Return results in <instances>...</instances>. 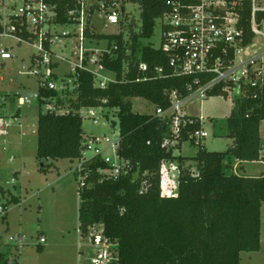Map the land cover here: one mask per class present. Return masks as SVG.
I'll return each mask as SVG.
<instances>
[{"label":"trees","instance_id":"16d2710c","mask_svg":"<svg viewBox=\"0 0 264 264\" xmlns=\"http://www.w3.org/2000/svg\"><path fill=\"white\" fill-rule=\"evenodd\" d=\"M47 1L55 5V21L61 25L74 23L70 12L79 10L82 4V0ZM101 1L105 4L103 8ZM115 1L95 0L88 12L90 16L96 9L108 13ZM122 1L138 3L141 8L139 30H134L132 25L127 28L130 41L125 40L123 32L91 33L90 18L85 28L87 37L108 40L109 51L100 56V64L115 73L116 81L105 89L100 88L96 86L93 71L85 68L77 71V86L71 91L41 89V95L56 96L59 104L68 103L70 111L39 113L37 157L45 170L47 160L53 163L60 158H82L86 145L81 110L115 109L119 122L117 153L130 162L131 169L127 175L114 179L101 171L108 165L100 156L83 164L85 180L79 186L81 234L87 235L89 226L102 223L105 235L117 243L116 264H240L242 252L258 251L261 247L264 174H238L228 169V160L231 157L240 162L260 159L264 86H244L242 96L233 100L226 124L227 136L232 142L226 151H209L191 137L201 128L199 116L186 115L187 124L177 142L173 146L166 145V139H174L171 121L156 114L135 112L132 99L142 97L157 107H168L169 91L189 95L188 85L194 82L195 76L173 74L168 54L151 43L141 45L140 42L154 35L157 19L170 10L171 2ZM251 16L248 1L240 20L244 45L252 43L255 37ZM256 17L261 23L264 11L257 12ZM123 25L121 19L122 29ZM46 46L49 47L47 42ZM141 61L148 64L145 73L139 68ZM159 67L164 69L161 74L156 71ZM146 74L153 78L137 80ZM218 95L228 98L219 89L210 94ZM185 142L198 145L194 156L174 153V149H181ZM168 161L176 162L180 170L175 196L168 193L169 174L165 167ZM192 164L199 175L192 171ZM5 199L6 207L18 202V198L0 184V202ZM8 258L0 253V264H6Z\"/></svg>","mask_w":264,"mask_h":264},{"label":"rangeland","instance_id":"374dc122","mask_svg":"<svg viewBox=\"0 0 264 264\" xmlns=\"http://www.w3.org/2000/svg\"><path fill=\"white\" fill-rule=\"evenodd\" d=\"M120 2L124 8L123 12L122 9L118 11L120 22L109 24L108 13L103 9H96L89 17L91 33L123 32L125 40L130 41L127 28L132 25L134 30H139L141 8L138 3L122 0ZM93 3L95 0H87L86 9ZM121 19L124 20L122 27L125 29L120 27ZM81 26L79 23L52 26V32L56 31L55 35H58L51 46L58 62L55 63L54 70L58 75V84H62V79L71 74L75 67L74 62H78ZM261 27L264 29V23ZM160 41L161 25L157 20L154 35L149 39H140V42L141 45L151 43L158 47ZM253 41V45L246 49L245 53L259 51L264 47V35L258 34ZM3 42L14 43L11 40ZM84 47L91 52H87L88 59L94 56L96 51L108 49V40L85 37ZM34 50L35 47L31 43L23 42L14 46L15 57L6 61L1 72L3 79L0 80V112L9 127L6 128L7 134L0 136V184L6 191L13 193L18 202L9 204L7 215L0 218V253L15 259V264H91L93 259L97 258V248L90 242L89 235H82L79 229L80 184L74 172L79 160L60 158L53 160V163L47 160L44 161L47 164L46 170L43 169L37 157L36 128L39 113L47 112V106L34 97L30 103L21 106L19 111V96H28L39 89L38 76L26 73L27 67L31 65ZM87 67L92 71H100L99 74L109 78L115 77L113 71L100 69L98 64L91 61ZM132 103L133 110L137 113L155 114L157 106L145 98L135 97ZM232 109L233 98H225L223 95L202 98L194 94L188 100L184 108L186 113L189 116L204 118L203 128L207 136L202 138L200 143L207 150L226 151L232 142L226 129L227 118ZM88 113L89 108H83L81 111L85 141L92 137H107L113 143L119 141V122L115 109H104L99 115V123H94ZM262 127L264 133V123ZM99 144L104 156L114 158L109 143ZM197 148V144L187 142L181 149H174V153L194 156ZM93 153L94 150H89L88 157ZM235 163V157H231L228 160V169L237 171ZM246 167V172L241 173L245 176L264 174V163L249 161ZM13 179L16 183L9 184ZM17 235L25 236L24 245L9 241L11 236ZM41 235L46 237L45 243H39ZM240 264H264V203L261 207L260 250L242 252Z\"/></svg>","mask_w":264,"mask_h":264},{"label":"built area","instance_id":"2783aa9c","mask_svg":"<svg viewBox=\"0 0 264 264\" xmlns=\"http://www.w3.org/2000/svg\"><path fill=\"white\" fill-rule=\"evenodd\" d=\"M86 1L82 0L81 8L71 11L70 16H74V23H79L81 32L79 34L80 44L78 46V62H74L75 67L71 74L62 79V84H58L55 73V53L51 49L54 40L58 38L52 32L53 25H59L55 20L57 17L56 7L47 0H0V80L3 79L1 72L6 61L15 57L14 46L21 43H31L35 50L31 55V65L27 67V74H36L39 78V89L28 96H19V108L30 103L35 97L39 102L47 106V110L56 113H67L70 111L69 105L59 104L56 96L41 95L40 90L58 91L64 93L71 91L77 86L79 69H89L88 63L91 61L98 64L100 69H105L100 64V56L109 51L105 49L101 52L96 51L94 56L87 59V50L84 47L85 28L88 24L90 13L86 9ZM171 8L157 20L161 25L160 48L170 57V66L173 74L193 75L194 82L188 85L189 95L182 96L177 90L169 91L168 107L158 106L155 114L171 121V131L174 139H166L165 144L173 146L177 142L181 130L187 124L185 116L188 115L184 108L188 100L194 94L202 98L210 97L216 89L220 93L233 98H240L244 86H264V47L259 51L245 53L253 42L244 45V29L240 25L241 11L249 1L252 9L251 29L255 33L264 35L261 23L257 21V12L264 11V0H169ZM105 6L101 1V7ZM119 9L124 11L123 4L116 0L109 7L107 22L118 24ZM121 12V13H122ZM61 25V24H60ZM70 34V33H67ZM254 37V39H255ZM253 39V40H254ZM11 40L14 43L5 44L3 41ZM46 42L49 47L46 46ZM117 49V45H114ZM91 53V52H90ZM26 67V66H25ZM139 68L144 73L148 71V64L141 61ZM157 73L164 72L163 67L156 68ZM96 86L106 88L110 82L116 81V76L109 78L99 74L100 71H93ZM212 75V76H210ZM204 78H203V77ZM152 76L144 75L138 81L152 79ZM103 107H90L89 117L94 123H99V115L102 114ZM82 111V110H81ZM106 115V113H105ZM201 128L195 131L191 137L196 142H201L207 136L203 128L204 118L199 117ZM192 123V121H190ZM9 124L0 119V136L6 135V128ZM24 134H26L24 132ZM100 142L109 143V147L114 152V158L104 156L103 150L99 147ZM85 149L82 158L78 159L79 164L74 172L78 173L80 185L84 184L83 164L91 161L96 156L102 157L108 165L107 169L101 170L112 176L114 179L122 175H127L131 169L128 160L120 158L117 153L119 141L113 143L107 137L98 139L92 137L85 141ZM89 150H94L92 156L88 157ZM13 160V157L11 158ZM259 161L264 163V145L262 146ZM169 174L168 193L172 196L178 194V176L180 173L178 164L168 161L165 165ZM194 174L199 175V171L193 168ZM13 179L9 184H15ZM7 199L0 202V218L8 213V207L4 205ZM90 242L97 248V258L91 264H116L118 259L117 243L105 235L104 225L96 223L89 226L88 233ZM10 242L24 245L25 236L17 235L9 238ZM46 237L40 236L39 243H45ZM111 249H113L111 251ZM115 252V253H114ZM15 259L8 258L6 264H15Z\"/></svg>","mask_w":264,"mask_h":264},{"label":"crops","instance_id":"0c3cea01","mask_svg":"<svg viewBox=\"0 0 264 264\" xmlns=\"http://www.w3.org/2000/svg\"><path fill=\"white\" fill-rule=\"evenodd\" d=\"M58 63V62H57ZM233 106H234V103H233ZM19 111H20V108H19ZM18 111V113H20ZM262 123H264V121L262 122ZM261 137H262V141H263V145H264V133H263V127H262V124H261ZM185 143H187V142H185ZM184 143V144H185ZM183 144V145H184ZM183 145H182V147H183ZM252 162H260L259 160H257V161H252ZM248 162L246 161V162H240L239 160H237L236 159V163H235V165L234 166H237V171H235L236 173H238V174H241L242 172H246V170H247V167H246V164H247ZM240 167H242L243 168V170L242 169H240ZM192 168H196L195 166H193ZM261 174H254V175H252V176H260ZM80 196V195H79ZM81 257V256H80ZM79 257V258H80Z\"/></svg>","mask_w":264,"mask_h":264}]
</instances>
